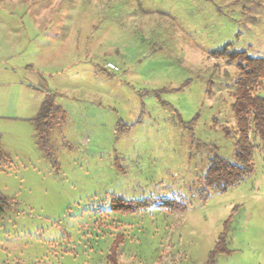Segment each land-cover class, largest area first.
<instances>
[{"label":"rangeland","instance_id":"374dc122","mask_svg":"<svg viewBox=\"0 0 264 264\" xmlns=\"http://www.w3.org/2000/svg\"><path fill=\"white\" fill-rule=\"evenodd\" d=\"M224 49L264 60V0H0V264H106L115 241L119 264H206L223 233L214 264H264L254 133L252 173L201 193L234 161Z\"/></svg>","mask_w":264,"mask_h":264},{"label":"trees","instance_id":"16d2710c","mask_svg":"<svg viewBox=\"0 0 264 264\" xmlns=\"http://www.w3.org/2000/svg\"><path fill=\"white\" fill-rule=\"evenodd\" d=\"M218 56H226L229 62H236L238 74L234 81L232 92V111L236 119V138L234 139V161L229 162L219 156H213L203 175L204 188L201 193L207 195L209 189L220 193L226 192L246 176L252 173L251 158L253 145L250 142V133L259 139L264 152V95L258 94L257 89L264 78V60L260 57L249 56L246 52L228 53L226 49L219 51ZM65 112L50 99L45 100L39 109L37 117L32 120L37 132V141L41 149L47 146L46 135L53 121L62 123ZM7 161L0 149V163ZM179 203L175 210H183ZM9 209V201L0 194V215ZM111 245L106 257V264H119L116 253L117 245ZM225 234H221L213 249L209 252L206 264H214L218 254L227 253Z\"/></svg>","mask_w":264,"mask_h":264},{"label":"built area","instance_id":"2783aa9c","mask_svg":"<svg viewBox=\"0 0 264 264\" xmlns=\"http://www.w3.org/2000/svg\"><path fill=\"white\" fill-rule=\"evenodd\" d=\"M108 67H109V68H111V69L113 68V66H112V65H110V64L108 65Z\"/></svg>","mask_w":264,"mask_h":264}]
</instances>
